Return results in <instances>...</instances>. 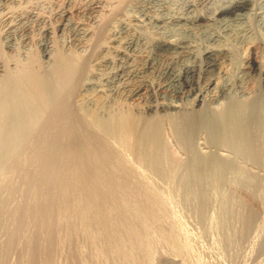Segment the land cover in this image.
<instances>
[{
	"label": "bare ground",
	"instance_id": "obj_1",
	"mask_svg": "<svg viewBox=\"0 0 264 264\" xmlns=\"http://www.w3.org/2000/svg\"><path fill=\"white\" fill-rule=\"evenodd\" d=\"M2 1L0 27L7 50L0 45V264H10L13 254L15 264H58L62 256L69 264H154L157 256L178 257L184 264L210 259H203L207 253L201 254L203 260L192 257L191 241L196 240L177 216L178 206L173 210L179 198H171L169 187H178L190 204L198 199L197 209L203 210L222 184L233 181L229 173L241 177L234 159L197 154L193 144L200 133L206 146L264 169V28L256 31L246 24L264 4L231 0L208 8L210 0H190L187 14L161 16L152 10L155 0H145V12L127 18L118 13L126 0H56L59 21L53 27L37 12V0ZM85 14L91 22L81 19ZM234 21L245 25L231 34L227 23ZM34 22L42 24L39 52L28 33ZM16 31L26 32L23 46L12 40ZM65 31L69 41L56 42ZM243 50L236 73H224ZM146 71L160 74L161 82L142 80ZM165 96L180 102H166ZM141 98H151V104L139 106ZM218 100L220 107H213ZM164 122L187 154L180 166L168 161ZM253 199L238 203L244 208L240 238L255 227L253 205L264 203ZM227 200V212L237 218L234 194ZM223 239L219 242L226 243Z\"/></svg>",
	"mask_w": 264,
	"mask_h": 264
},
{
	"label": "rangeland",
	"instance_id": "obj_2",
	"mask_svg": "<svg viewBox=\"0 0 264 264\" xmlns=\"http://www.w3.org/2000/svg\"><path fill=\"white\" fill-rule=\"evenodd\" d=\"M27 0H23V2H26ZM32 1V0H31ZM34 1V0H33ZM38 2H37V12H41L40 14L42 15V16H44V18H46V17H48V18H46L45 19V25L46 24H48L50 21V24H51V26H53V27H55L56 26V24L58 23V21H59V19H58V16L56 15L57 14V11H55L56 9H57V5H55V1L56 0H37ZM131 2H129V1H125L126 3L124 4V1H123V3H121V4H119L118 5V8H119V10L120 9H122L121 10V12L120 11H118V13H120L121 15H122V13H123V15H128L127 16V18H130V17H132V15H138V13H139V15L142 13V12H145L144 11V8H146V6L148 5V3L145 1V0H138V1H140V2H142L141 3V6H140V2L138 3V1H136V0H130ZM133 1V2H132ZM229 1H231V0H210L209 1V3L210 4H208V8H210V7H213L214 5H217V4H219V5H226V3H228ZM258 1V3H257V5L258 4H260V3H262V4H264V1L263 0H256V2ZM262 1V2H261ZM1 2H3L2 0H0V12H1V10H2V3ZM21 2H22V0H21ZM21 2H19L18 1V5H20V6H22V4L23 3H21ZM43 2V3H42ZM49 4H48V3ZM128 2V3H127ZM135 2V3H134ZM165 2L166 3H164L163 1H159V3H158V0H155V1H153V2H151V7L152 8H154V9H152V10H154V12L156 13V14H158V15H164V13H165V15L166 14H168V13H170V11H172L173 13L175 12V11H177L176 13H179V12H182V14L184 13V14H187L190 10L188 9V3L187 2H190V0H165ZM17 3V2H16ZM48 4V6H46L47 4ZM155 3V4H154ZM156 3H158L157 5H156ZM162 3V4H161ZM42 5V8H40L41 7V5ZM46 4V5H45ZM53 4V5H52ZM129 4V5H128ZM137 4V5H136ZM147 4V5H146ZM160 4V5H159ZM165 4V5H164ZM213 4V5H212ZM131 5V6H130ZM156 5V6H155ZM168 7H167V6ZM211 5V6H210ZM15 6H17V5H15ZM120 6V7H119ZM123 6V7H122ZM139 6V7H138ZM55 7V9H53ZM136 7H138V8H136ZM141 7V8H140ZM162 9H161V8ZM163 7H164V9H163ZM38 8H40L41 10L42 9H44L43 11H40V9H38ZM46 8V9H45ZM134 8V9H133ZM168 8V9H167ZM170 8V9H169ZM142 9H143V11H142ZM160 9L162 10V12L160 11ZM167 9V10H166ZM178 9V10H177ZM185 9V10H184ZM51 10V11H50ZM139 10H141V11H139ZM169 10V11H168ZM259 10V11H258ZM256 12L258 13L257 14V16L255 17V18H253V17H251L249 20H250V22H247L246 24L247 25H250L252 28H254V30H256V31H259V29L261 30V31H263V28H264V17H263V15H264V9H258ZM159 11V12H158ZM179 11V12H178ZM50 12V13H49ZM263 12V13H262ZM54 13H55V15H54ZM135 13V14H134ZM160 13V14H159ZM163 13V14H162ZM114 15L113 17H116L115 19L116 20H118L120 17H121V15ZM132 14V15H131ZM263 14V15H262ZM47 15V16H46ZM122 15V16H123ZM138 15V16H139ZM164 15V16H165ZM135 16V17H136ZM111 18V24L112 23H115V19L114 18ZM88 17H87V15L85 14V16L83 17H81V19H83V20H86L87 22H91V20H89V19H87ZM118 18V19H117ZM114 19V20H113ZM248 20V21H249ZM49 21V22H48ZM253 21V22H252ZM47 22V23H46ZM35 23V24H34ZM34 23H30L32 26H30V24H29V26L28 27H30V29H29V31H28V33H29V36H31V37H35V38H33L34 40H33V48L32 49H34L35 51L37 50V52H39V51H41L40 50V47H39V45H40V41H42V36H40L41 35V27H42V24H39V23H37V22H34ZM117 23V22H116ZM238 23V24H237ZM50 24H48L49 26H50ZM54 24V25H53ZM242 24V23H241ZM241 24H240V22H229V23H227V25L229 26V27H227V30L229 31V33H231V34H234V33H236L237 31H239V29H241V28H243L244 27V23H243V25L241 26ZM1 25V24H0ZM40 25V26H39ZM33 26H35V27H33ZM215 28H216V30H219V29H221L220 28V26L218 25V24H214L213 25ZM250 26H247V28L249 27V28H251ZM2 26L0 27V45H1V48H2V50L3 51H6L7 50V48H6V42H4V41H6V39L5 38H3V37H5V34H4V32L2 31ZM40 28V29H39ZM262 28V29H261ZM235 29V30H234ZM258 29V30H257ZM34 30V31H33ZM234 31V32H233ZM2 32V33H1ZM32 32V33H31ZM36 32H37V34H36ZM21 33V34H20ZM25 33V34H24ZM23 34V35H22ZM31 34V35H30ZM26 35V32H23V31H16L14 34H13V36L14 37H12V40H13V42L14 43H16V44H18L19 46L20 45H22L23 46V40H24V38L26 37L25 36ZM70 34H69V32L68 31H65V33L62 35V36H59V38H57L56 36H55V38L56 39H58V41H56V42H58V43H62L63 41V43H66L67 42V40L70 38V36H69ZM22 36V37H21ZM25 36V37H24ZM69 36V37H68ZM201 36V35H200ZM16 37V38H15ZM20 37V38H19ZM39 37V38H38ZM202 37H205V39H206V37H207V34H206V36H204V35H202L200 38L202 39V40H205L204 38H202ZM14 38V39H13ZM38 38V39H37ZM2 39V40H1ZM19 39V40H18ZM60 40V41H59ZM63 40V41H62ZM2 41V42H1ZM37 41V42H36ZM39 41V42H38ZM62 41V42H61ZM69 41V40H68ZM4 42V43H3ZM22 42V43H21ZM21 43V44H20ZM35 44V45H34ZM5 45V46H4ZM35 47V48H34ZM6 48V49H5ZM244 50H243V53L241 54L240 53V56H235V58H234V60H233V65L231 66V65H228L229 67H226V69H227V71H225L224 70V73H229L230 75L232 74V75H234L235 73H236V71L235 70H237V67L239 66L238 64H241V60L244 58L243 57V54H244ZM245 55V54H244ZM236 57H238V58H236ZM240 57H242V58H240ZM240 62V63H239ZM238 65V66H237ZM235 66V67H234ZM230 68V69H229ZM147 72V73H146ZM145 73H143L144 74V76H143V74H142V76H141V79H142V77H144L142 80H144V81H147V83H153V84H156V83H159V82H161V76H160V74L159 75H157L158 73L157 72H154V71H146ZM153 72V73H152ZM233 72H235V73H233ZM154 73H156V74H154ZM223 73V74H224ZM222 74V75H223ZM148 76V77H147ZM159 76V77H158ZM157 77V78H156ZM140 79V78H139ZM138 79V80H139ZM156 79H158V80H156ZM156 80V81H155ZM153 81V82H152ZM159 81V82H158ZM156 82V83H155ZM208 94V95H207ZM206 95H207V99L208 98H212V94H209V93H206ZM141 99H142V101H141ZM141 99H139L138 100V102H139V106H142V107H144L145 105H147V103L148 104H151V98H141ZM144 99V100H143ZM165 101L167 102L168 100L171 102V103H178L179 104V102L180 101H178V100H176V101H178V102H176V101H174V99H172L171 97H169V96H165ZM168 99V100H167ZM171 99V100H170ZM146 100H147V102H146ZM150 100V101H149ZM145 101V102H144ZM168 101V102H169ZM218 101L220 102L219 104H218ZM217 101V103L215 102V104L213 103V107H217V106H219L220 107V105L222 104V101L221 100H218ZM137 102V103H138ZM150 102V103H149ZM145 104V105H144ZM216 105V106H215ZM164 124V125H163ZM162 125H163V127H162V137H163V140L165 141V145H166V151H167V158H168V161H170V162H173V163H177V166H180L181 164H184L185 163V161L187 160V154H186V152L184 151V150H182V148L178 145V143L175 141V138L173 137V135H172V133H171V131L169 132V130H170V128H169V126H168V124H166V122H164ZM172 135V137H171V135ZM201 134V135H200ZM200 134H198L197 136H196V138H195V141H194V144H193V148L195 149V151L197 152V154H199L200 156H207V155H209V154H214L215 156H218L219 158H221V159H223L224 158V160H228V161H232L231 159H234V161H232V163H233V165H235L234 166V168H235V172L237 173V175L240 177V178H237V176L235 175V173L233 172V173H229L228 174V179H232L233 181H234V183H232L233 181H230L233 185H231V186H233V188L230 186V182H227V185H225L226 183H224V184H222V186H220V189H218L217 191H215L212 195H211V197H210V201H208V207L206 206L203 210H199V209H197V208H199V203L197 202V201H199L198 199H195L194 200V202H192L193 201V199H192V201H190L192 204H190L188 201H185L183 198H185L184 197V195L182 194L183 192L182 191H179V190H176V189H178V187H175L174 185L173 186H171V187H169V190H170V194H171V192L172 191H174L175 192V194H174V192L170 195V196H172L171 198H173V199H175V198H179V200L177 199H175V203H173V210H175V211H177V210H179L180 211V213H179V211H177L178 212V215L177 216H180L179 218L181 219V217H182V219H181V221H185V222H183V224H184V226H189V227H187V230L189 229V233L191 234V236L192 237H190V239H192L193 240V236H194V241L195 242H193V241H191L192 243H193V247H194V252H193V254L194 255H192V257L193 256H196V257H194V260H201L202 259V257H201V254L203 253V254H206V255H204L203 256V254H202V256H203V259H204V257L205 258H208V257H212L213 259H211V257H210V259L208 258V259H205V261H203V263H201L202 261H200V263L201 264H205V262H206V264H228V261H229V264H264L263 262H264V232H262L263 230H264V226H263V228H262V225H264V223H260L262 220V222H264V198H262V194L259 192L260 191V185H261V183L263 182L264 183V169H258L256 166H253V165H251L250 163L248 164V163H245V162H243V161H241L240 159H238V158H234L233 157V154H231L230 152H227L226 150L224 151L223 149H212V148H210V147H208V146H206V141H205V135L203 134V133H200ZM204 137V138H203ZM177 146V147H176ZM217 150V151H216ZM185 152V153H184ZM183 153V154H182ZM228 158V159H227ZM170 159V160H169ZM240 170V171H238V170ZM237 170V171H236ZM240 172V173H239ZM232 174H233V176H232ZM235 175V176H234ZM232 176V177H231ZM233 177H235V178H233ZM256 178V179H255ZM15 179H16V177H15ZM237 179V180H236ZM247 179H248V181H247ZM258 179V180H257ZM17 180H19V179H17ZM239 180V181H238ZM255 180H257V181H255ZM261 182H260V181ZM238 183H237V182ZM256 183H255V182ZM17 182V184H20V182H18V181H16ZM240 182V183H239ZM258 182V183H257ZM259 182H260V185H259ZM262 183V185H263V187H264V184ZM235 184V185H234ZM237 184V185H236ZM225 185V186H224ZM228 185H229V187H228ZM238 186V187H237ZM174 187H175V190H174ZM226 187V188H225ZM234 187H235V189H234ZM221 188H224V190H226L227 188V190H229V191H227V193L223 190V189H221ZM231 188V189H230ZM240 188V189H239ZM242 189V190H241ZM221 192H220V191ZM226 193V194H224V192ZM240 191V194H237V193H239V192H237V191ZM244 190V191H243ZM233 193H232V192ZM178 192L180 193V194H178ZM222 192H223V194H222ZM235 192V193H234ZM217 195H216V194ZM258 193H260V194H258ZM220 194V195H219ZM223 196H222V195ZM230 194H232V195H230ZM233 194H234V197H235V201L236 202H234V205L236 206L233 210H234V213L236 214V217L237 218H235V215H234V218H233V215H231L230 214V211L229 212H227V209L225 208L226 207V205L228 204V201L229 200H227V199H229V197H231V196H233ZM260 196V198H259V200H258V195ZM20 195H22V194H17V199H20ZM175 195H176V197H175ZM178 195V196H177ZM217 197H216V196ZM220 196V198H219V196ZM238 195V196H237ZM242 195H243V197H242ZM180 196V197H179ZM215 196V197H214ZM239 198H237V197ZM246 196V197H245ZM257 196V197H256ZM183 197V198H182ZM214 197V198H213ZM221 197H223L224 199H225V197H226V199L224 200V199H222ZM256 197V198H255ZM264 197V196H263ZM218 198H219V200H218ZM243 198V199H242ZM254 198V199H253ZM172 199V200H173ZM180 199H182V200H180ZM215 200V199H217L218 200V202H217V200H215L216 201V203L215 202H213L212 200ZM220 199H222L224 202H222V200H220ZM242 199V200H241ZM244 199H246L247 201H249V203H250V200L251 199H253L254 201H253V203L255 204V201H257V202H259V204H262V205H260V206H255V205H253L254 207H253V209L254 210H256V208H257V210H256V212H257V214H256V216H255V221H254V224H253V226L252 227H254V225H255V227L251 230V231H249V233H247V235L246 236H244V237H242V238H240V235H239V229L241 230V228L243 227V223H241L242 222V216H241V214H242V212L244 213V208H242V206H239V204H241L242 203V201H243V203L245 202L244 201ZM263 201V202H261V200ZM238 200V201H237ZM174 201V200H173ZM172 201V202H173ZM178 201V202H177ZM188 202L187 204H184L183 205V202ZM211 201L213 202V204L211 203ZM241 201V202H240ZM246 201V202H247ZM176 202H177V204H179V205H177L176 204ZM184 202V203H185ZM219 202H221V203H219ZM225 202L227 203V204H225ZM261 202V203H260ZM195 205H194V204ZM221 204V205H219V204ZM224 203V206L222 205ZM236 203V204H235ZM239 203V204H238ZM176 204V206H174ZM196 204H198V207H196ZM210 204H212V205H210ZM217 204V205H216ZM183 205V208H184V211L185 210H187V209H189V210H187V211H189V212H184L183 211V208L181 207ZM188 205H189V208H188ZM193 205V206H192ZM213 205H215V206H213ZM178 206V207H177ZM186 206V207H185ZM192 206V209L190 208ZM263 206V207H262ZM178 208L177 210L175 209V208ZM194 207H196V208H194ZM210 207H213V209L211 210V208ZM222 207V208H221ZM238 207V208H237ZM180 208H182V210H180ZM217 208H219V212H221L220 214H219V212H217V214L215 213L217 210ZM221 208V209H220ZM225 208V211L224 210H222V209H224ZM261 208H263V209H261L262 210V213H261V210L260 209ZM194 209H195V211H194ZM197 209V210H196ZM209 209V210H208ZM260 210V212H258L259 210ZM193 212L192 214H190L191 213V211ZM202 211V212H197V211ZM206 210V211H205ZM236 210L238 211V212H236ZM240 210V211H239ZM208 211V212H207ZM176 212V213H177ZM186 213V215H188V214H190V215H188V216H186L184 213ZM203 212H204V214H208V217H207V215H205V216H203L204 214H203ZM212 212H214V213H212ZM226 212V213H225ZM183 214V216L182 215H179V214ZM188 213V214H187ZM194 213H195V215H198V213L200 214V215H198V216H195L194 215ZM202 213V214H201ZM211 213V214H210ZM222 213H225V214H222ZM259 213H261V214H259ZM212 214H215V215H213V216H215V218L212 216ZM229 214V215H228ZM186 216V219L184 218L185 216ZM193 215V216H192ZM202 215V216H201ZM210 215L212 216V218H210ZM228 215V216H227ZM231 215V216H230ZM240 215V216H239ZM258 215H259V217H258ZM192 218H191V217ZM195 216V217H194ZM201 216V217H200ZM216 216H218L219 218H216ZM221 216H224L225 217V219L223 220V221H225L224 223L225 224H223V222H222V220L220 219V218H223V217H221ZM188 217V218H187ZM193 220H191L190 218ZM195 219H194V218ZM206 219H205V218ZM228 217V218H227ZM230 217V218H229ZM261 217V218H260ZM263 217V218H262ZM199 218H201V219H199ZM208 218V219H207ZM214 218V219H213ZM239 218V219H238ZM210 219V221H211V224H210V221H208ZM217 219H219V221L217 220ZM228 219V220H227ZM233 219H234V221H233ZM259 219V220H258ZM195 220V221H194ZM197 220H199V221H197ZM215 220V222L217 221V224L216 223H214L213 221ZM230 220V221H229ZM231 220H232V222H231ZM236 220H237V222H236ZM241 222H240V221ZM189 221V222H188ZM201 221V222H200ZM208 221V222H207ZM195 222V223H194ZM199 222V223H198ZM233 224V223H235L234 225H232L231 223ZM258 222H259V224H258ZM189 223H192V224H188ZM227 223H228V225H229V228H228V226H227ZM185 224H187V225H185ZM201 224V225H200ZM205 224H206V226H205ZM214 224H215V227L216 226H218L219 225V227L216 229L215 227H214ZM223 224V225H222ZM238 224V225H237ZM240 224V225H239ZM262 224V225H261ZM191 225V226H190ZM192 225H194L193 226V228H191L192 227ZM201 227V229H200V227ZM210 225H213V226H210ZM224 225H226V227H223ZM203 226H205L204 227V229H203ZM237 226V227H236ZM240 226H241V228H240ZM256 226H259V227H256ZM185 227V228H186ZM195 227H197V228H195ZM207 227H208V229H207ZM211 227H213V229L214 230H212V228ZM221 227H223V228H226V229H223V228H221ZM232 227V228H231ZM235 227V228H234ZM239 227V228H238ZM195 228V229H194ZM211 230H210V229ZM256 228V229H255ZM257 228H258V231H260L259 232V234H257L256 235V233H258V231H257ZM263 230H262V229ZM191 229H193V230H191ZM197 229H199V230H197ZM203 229V230H202ZM216 229V230H215ZM218 229H221L220 231H218ZM228 229V230H227ZM232 229V230H231ZM234 229V230H233ZM236 229V230H235ZM205 230V231H204ZM210 230V231H209ZM226 230V232H224V231ZM230 230V231H229ZM262 230V231H261ZM193 231V232H192ZM199 232L200 231V234L203 236V239L201 238L202 236L200 235H198L197 234V232ZM202 231H204L203 233H202ZM212 231H213V233H212ZM215 231V232H214ZM231 232V234L229 233V232ZM236 231V232H235ZM194 232H196V233H194ZM207 232H209V233H207ZM218 232V233H217ZM263 233L262 235H263V237H261V234L260 233ZM194 233V234H193ZM204 233H206V234H204ZM225 233L227 234V236L225 235ZM237 233V234H236ZM251 233H252V235H251ZM255 233V234H254ZM212 234V235H211ZM218 236H217V235ZM224 234V235H223ZM235 234V235H234ZM254 234V235H253ZM208 235V236H207ZM215 235V236H214ZM238 235H239V237H238ZM250 235V236H249ZM256 235V236H255ZM196 236V237H195ZM198 236V237H197ZM205 236V237H204ZM210 236V237H209ZM224 236H226L227 237V239H226V237L224 238ZM254 236V237H253ZM258 236V237H257ZM209 237V238H208ZM215 237V238H214ZM224 239H223V238ZM245 237H249L248 239L247 238H245ZM199 238H201L200 239V241H199ZM207 238V239H206ZM239 240H238V239ZM211 239V240H210ZM213 239V240H212ZM226 240L225 242L226 243H224L223 241L220 243L219 241H221V240ZM231 241H230V240ZM240 239H242V240H244V241H242V240H240ZM251 239V240H250ZM257 239H258V241H257ZM263 240V242L261 241V240ZM205 242V244L203 245V242ZM207 240V241H206ZM217 240V241H216ZM250 240V241H249ZM252 240H254V242L255 241H257V242H255V244H252ZM211 241V242H210ZM213 241V242H212ZM216 241V242H215ZM230 241V242H229ZM233 241V242H232ZM236 241V242H235ZM241 241V242H240ZM246 241V242H245ZM215 242V243H214ZM218 242V243H217ZM229 242V243H228ZM240 242V243H239ZM249 242V243H248ZM253 242V243H254ZM196 243V244H195ZM209 243V244H208ZM213 243H214V245H213ZM223 243V244H222ZM232 243V244H231ZM235 243V244H234ZM237 243V244H236ZM243 243V244H242ZM248 243V244H247ZM263 243V244H262ZM246 244V245H245ZM253 245V247H252V245ZM258 244V245H257ZM260 244V245H259ZM262 244V245H261ZM198 245H200V246H197ZM209 245V246H208ZM212 245L213 246H215V247H212ZM218 245H220V246H218ZM223 245V246H222ZM236 245V246H235ZM239 245H241V246H243V245H245V246H243V247H241L240 248V246ZM248 245H249V247H248ZM255 245V246H254ZM205 246H207L206 248H205ZM222 246V247H221ZM228 247V248H226V247ZM235 246V247H234ZM239 246V247H238ZM247 246V247H246ZM204 247V248H203ZM217 247V248H216ZM220 247V248H219ZM196 248V249H195ZM232 248V249H231ZM235 248V249H234ZM252 248V249H251ZM198 249V250H197ZM204 249H206V250H204ZM209 249V250H208ZM217 249V250H216ZM249 249V250H248ZM208 250V251H207ZM228 250V251H227ZM241 250H243V252H241ZM198 251V252H197ZM211 253H213V256H212V254H210V252ZM225 251V252H224ZM234 251V252H233ZM247 251V252H246ZM65 252H66V250H65ZM197 252V253H196ZM201 252V253H200ZM205 252V253H204ZM229 252V253H228ZM236 252V253H235ZM240 252V253H239ZM200 255H199V254ZM221 253H224V256H223V254L222 255H220ZM225 253H226V255H225ZM228 253V254H227ZM242 253H243V255H242ZM196 254H198V255H196ZM208 254H209V256H208ZM234 254V255H233ZM238 254V255H237ZM245 254V255H244ZM249 255V257L247 256V255ZM239 255H241V257L239 256ZM252 255V256H251ZM13 256V259H15V254H13L12 255ZM12 256L10 257L11 259L9 260V263H10V261H11V263L12 264H15V262H16V260H17V258L15 259V260H13L12 259ZM198 256H200L199 258H198ZM219 258H218V257ZM220 256H222V257H224V259L222 258V257H220ZM235 257V258H233V257ZM242 256H244V257H242ZM248 258H247V257ZM251 256V257H250ZM63 257V256H62ZM62 257L60 258V260L59 261H61L63 264H67L68 262H65V260H66V258L65 257H63L64 258V260L62 261ZM192 257H190V262L191 263H193L194 262V260H193V258ZM228 257H232V258H228ZM238 257H240L239 258V260H238ZM160 258V259H159ZM178 257H176V258H170V260L168 259V260H166L167 258H162V257H159V256H157V258H155V262H154V264H184L179 258L177 259ZM196 258V259H195ZM225 258H226V260H225ZM236 258H237V260H236ZM158 261H157V260ZM172 259V260H171ZM202 259V260H203ZM221 259V260H220ZM232 259V261H230ZM245 259V260H244ZM255 259H256V261H258V262H256L255 261ZM193 260V261H192ZM213 262H212V261ZM217 260V261H216ZM224 260V261H223ZM241 260H243V261H241ZM261 260V261H260ZM68 261V260H67ZM177 261V262H176ZM179 261V262H178ZM181 261V262H180ZM216 261V262H215ZM219 261H220V263H219ZM227 261V262H226ZM247 261H248V263H247ZM251 261V262H250ZM263 261V262H262ZM61 262H58V264H62ZM207 262H209V263H207ZM253 262V263H252ZM259 262H261V263H259ZM10 263V264H11ZM195 263V262H194ZM69 264V263H68Z\"/></svg>",
	"mask_w": 264,
	"mask_h": 264
}]
</instances>
